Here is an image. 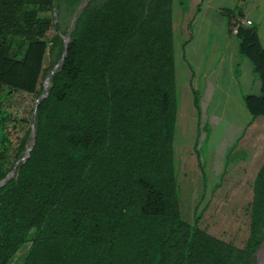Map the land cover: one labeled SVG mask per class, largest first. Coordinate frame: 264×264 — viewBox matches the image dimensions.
I'll return each instance as SVG.
<instances>
[{
  "label": "trees",
  "instance_id": "obj_1",
  "mask_svg": "<svg viewBox=\"0 0 264 264\" xmlns=\"http://www.w3.org/2000/svg\"><path fill=\"white\" fill-rule=\"evenodd\" d=\"M58 2L0 0V182L10 178L0 187V264L27 244L23 264H257L264 164L242 248L203 229L197 210L193 222L182 212L174 0L88 2L37 107L27 158L36 104L65 51ZM237 35L262 87L245 105L264 119V48L254 27ZM17 94L34 98L30 117Z\"/></svg>",
  "mask_w": 264,
  "mask_h": 264
},
{
  "label": "crops",
  "instance_id": "obj_2",
  "mask_svg": "<svg viewBox=\"0 0 264 264\" xmlns=\"http://www.w3.org/2000/svg\"><path fill=\"white\" fill-rule=\"evenodd\" d=\"M173 20L182 126L193 132L197 127L203 141L207 132L235 127L243 132L240 145L254 135L264 137V119H253L245 105L247 96L261 95V81L232 26L236 20L252 21L244 28H256L264 48V0H174Z\"/></svg>",
  "mask_w": 264,
  "mask_h": 264
},
{
  "label": "rangeland",
  "instance_id": "obj_3",
  "mask_svg": "<svg viewBox=\"0 0 264 264\" xmlns=\"http://www.w3.org/2000/svg\"><path fill=\"white\" fill-rule=\"evenodd\" d=\"M58 3L59 22L67 36L79 8H70L63 0ZM16 51L15 47L13 52ZM15 98L21 104L23 115L30 117L34 98L26 94H17ZM197 107L200 109L198 102ZM181 115L176 127L175 165L183 215L193 222L197 210L202 217L200 225L203 229L242 248L250 234L249 206L253 200L255 178L264 162V137L254 135L240 145L238 139L243 132L235 127L221 134L207 132L204 135H209V139L203 141L202 133L198 138L197 127L193 132L182 126ZM224 119L227 121L229 117ZM30 247V244L23 246L11 264H23Z\"/></svg>",
  "mask_w": 264,
  "mask_h": 264
},
{
  "label": "water",
  "instance_id": "obj_4",
  "mask_svg": "<svg viewBox=\"0 0 264 264\" xmlns=\"http://www.w3.org/2000/svg\"><path fill=\"white\" fill-rule=\"evenodd\" d=\"M90 0H85V2L79 7V9L77 10L76 12V15H75V19H74V23L72 25V28L70 30V32L68 33V35L66 36L65 38V51H64V54H63V57L61 59V61L57 64L56 68L53 70V72L47 77V79L45 80V93L39 98L37 104H36V110H35V114H34V118H33V124H32V144L31 146L27 149V158L29 157L30 155V152L31 150L33 149V146H34V142H35V139H36V132H35V125H34V121L36 119V114H37V107L39 106L40 102L49 94V84H50V80L51 78L53 77V75L59 70V68L62 66L66 56H67V53H68V45H69V42H70V35H71V32L72 30L74 29L75 27V23H76V20L78 18V16L81 14V12L83 11V9L87 6L88 2ZM26 158V159H27ZM16 173V169L13 170L12 172V176H14ZM10 178H7L3 181L0 182V187L2 185H4V183H7L9 181ZM262 253H264V242L261 246V250H260V254H259V257H258V262L257 264H261V255Z\"/></svg>",
  "mask_w": 264,
  "mask_h": 264
},
{
  "label": "built area",
  "instance_id": "obj_5",
  "mask_svg": "<svg viewBox=\"0 0 264 264\" xmlns=\"http://www.w3.org/2000/svg\"><path fill=\"white\" fill-rule=\"evenodd\" d=\"M252 24H253V22L250 20H244V21L243 20H236L233 22L232 26H233V29L235 31H237V33H238V30L240 28L250 27V26H252Z\"/></svg>",
  "mask_w": 264,
  "mask_h": 264
},
{
  "label": "bare ground",
  "instance_id": "obj_6",
  "mask_svg": "<svg viewBox=\"0 0 264 264\" xmlns=\"http://www.w3.org/2000/svg\"><path fill=\"white\" fill-rule=\"evenodd\" d=\"M260 263L264 264V253H262V255H261V262Z\"/></svg>",
  "mask_w": 264,
  "mask_h": 264
}]
</instances>
